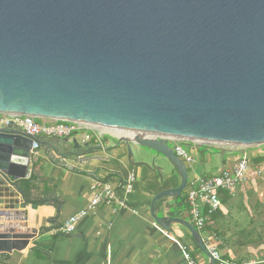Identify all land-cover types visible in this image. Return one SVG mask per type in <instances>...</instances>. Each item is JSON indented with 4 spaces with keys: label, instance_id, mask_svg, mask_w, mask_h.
<instances>
[{
    "label": "water",
    "instance_id": "1",
    "mask_svg": "<svg viewBox=\"0 0 264 264\" xmlns=\"http://www.w3.org/2000/svg\"><path fill=\"white\" fill-rule=\"evenodd\" d=\"M0 115L135 132L109 134L129 153L132 144L154 152L152 163L167 159L180 177L153 197L151 216L167 230L186 226L214 264L194 225L156 211L188 181L172 139L264 144V0H0ZM52 139L50 161L86 158L87 142ZM32 142L12 123L0 128V260L39 233L16 211Z\"/></svg>",
    "mask_w": 264,
    "mask_h": 264
},
{
    "label": "crops",
    "instance_id": "2",
    "mask_svg": "<svg viewBox=\"0 0 264 264\" xmlns=\"http://www.w3.org/2000/svg\"><path fill=\"white\" fill-rule=\"evenodd\" d=\"M93 134L87 141L89 146L83 148L86 158L80 162L67 160L66 165L63 160L56 163L48 158L55 154L52 137L40 138L48 146L40 144L32 156L27 177L19 183L16 197L24 203V208L16 210L22 213L17 222L23 228L24 225L37 228L39 233L25 250L1 258L0 264H187L184 246L198 264H210V257L186 226L172 223L167 230L151 216L153 197L179 185L177 171L169 167L165 170L169 174L163 176L165 166L161 167L157 159L152 163L154 152L143 153L136 147L131 154L127 145L114 136ZM70 139L84 143L81 134ZM184 146L194 158L196 152H206L202 172L194 164L187 167L193 169L189 178L195 174L214 176L243 151L263 169L262 176L252 174L249 182L234 194L220 192V209L209 218L205 229L199 231L205 246H215L226 258L236 262L260 258L264 253V145L244 150L219 149L215 155L211 153L213 147L195 143ZM214 160L221 165L216 166ZM130 171H134L136 180L133 190L126 193L123 185ZM96 180L111 182L127 206H100L77 222L74 233L54 234L52 229L88 205L90 186ZM186 191L185 187L180 197L161 199L157 215L181 218L194 225L186 204ZM26 195L30 201H37V205L26 202Z\"/></svg>",
    "mask_w": 264,
    "mask_h": 264
},
{
    "label": "built area",
    "instance_id": "3",
    "mask_svg": "<svg viewBox=\"0 0 264 264\" xmlns=\"http://www.w3.org/2000/svg\"><path fill=\"white\" fill-rule=\"evenodd\" d=\"M41 120V122H37L36 118L29 115H0V128L12 123L22 129L27 136L33 138L31 156H35L37 153L41 137L71 138L76 134H81L82 141L87 142L91 140L94 135L93 133L109 134L108 130L104 131L101 128L83 123L50 119ZM172 142H174L175 154L183 160L187 167H191L195 162L192 153L185 148L181 141L172 139ZM252 174L262 176L263 169L258 164L253 163L249 155L243 151L232 164L222 168L214 176L203 177L202 175L195 174L192 178L188 177L186 204L189 207L195 228L198 231L204 230L209 218L220 209V192L230 195L234 194L240 187L249 182ZM135 180L136 175L134 171H130L123 185L126 193H130L133 190ZM90 191L91 198L88 205L69 216L58 227L52 229L54 234L70 235L74 233L77 222L94 212L100 206L111 204H116L119 207L127 206L126 200L119 197L116 187L109 181L96 180L90 186ZM206 249L216 264H264V253L258 259L236 262L223 256L213 245H206ZM183 253L187 264H198L185 246L183 247ZM105 264L110 263L106 262Z\"/></svg>",
    "mask_w": 264,
    "mask_h": 264
},
{
    "label": "rangeland",
    "instance_id": "4",
    "mask_svg": "<svg viewBox=\"0 0 264 264\" xmlns=\"http://www.w3.org/2000/svg\"><path fill=\"white\" fill-rule=\"evenodd\" d=\"M40 120H41V119H40ZM112 140H113V139H111V141H112ZM170 145H171V146H174V142H170ZM262 145H264V144H262ZM262 145H258V146H262ZM206 146H209V145H206ZM256 146H257V145H256ZM136 147H137V149H140L143 153H145V151H148L146 148H143V147H141V146H139V145L132 144V145H131V152H130L131 154L135 152ZM209 147H214V148H217V147H218V149H233V150H235V149H239V147L217 146V145H210ZM251 147H253V146H251ZM251 147L243 148V150H244V149H249V148H251ZM215 152H216V150L211 149V153H212V154L215 155V154H216ZM203 153H206V152H201V153H200V152H196V153H195L194 167H195L196 170H198V172H202L201 170H202V166H203V163H204L203 160L206 158V157L204 158ZM216 159H217V158H216ZM156 162H157L158 164H160L161 167H164V166H165V169L162 170V175H163V176H165L166 173L169 174L168 171L165 172V170H167L169 167H170V168L172 167V169H173L172 164H171L167 159H165V158H163V157L158 158V159L156 160ZM214 163H215L216 166H220V165H221V164H220V161H217V160H214ZM192 174H193V169H192V168H189V169H188V175L191 176Z\"/></svg>",
    "mask_w": 264,
    "mask_h": 264
},
{
    "label": "bare ground",
    "instance_id": "5",
    "mask_svg": "<svg viewBox=\"0 0 264 264\" xmlns=\"http://www.w3.org/2000/svg\"><path fill=\"white\" fill-rule=\"evenodd\" d=\"M102 130L104 131H107L105 128H101ZM109 131L114 134V135H118V136H125V137H129V138H132L134 135H135V132H132V131H128V130H117L116 128L115 129H111L109 128ZM144 135H147V136H153L154 134H147V133H144Z\"/></svg>",
    "mask_w": 264,
    "mask_h": 264
},
{
    "label": "trees",
    "instance_id": "6",
    "mask_svg": "<svg viewBox=\"0 0 264 264\" xmlns=\"http://www.w3.org/2000/svg\"><path fill=\"white\" fill-rule=\"evenodd\" d=\"M36 121H37V122H41L42 120H40L39 118H36ZM213 149L216 150V151L219 150L218 148H214V147H213ZM25 200H26V202H28V203L31 202V203L34 204V205H37V203H38L37 201H30V200L28 199L27 195L25 196Z\"/></svg>",
    "mask_w": 264,
    "mask_h": 264
}]
</instances>
